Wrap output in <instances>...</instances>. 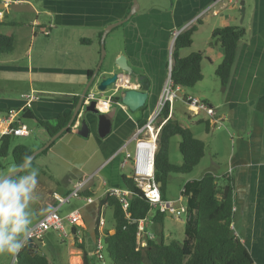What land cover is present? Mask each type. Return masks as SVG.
<instances>
[{
    "label": "crops",
    "instance_id": "obj_1",
    "mask_svg": "<svg viewBox=\"0 0 264 264\" xmlns=\"http://www.w3.org/2000/svg\"><path fill=\"white\" fill-rule=\"evenodd\" d=\"M217 1L138 0L137 11L111 29L103 40L101 72L106 76L126 73L130 79L127 88L131 91L126 105L121 102L124 90L105 94L106 99H112L106 113L111 121L110 133L99 138L97 118L87 113L90 126L87 137L76 135L77 129L71 128L77 120L74 119L69 131L51 143L46 155L33 162L39 175L32 201V225L57 206L54 193L66 197L77 183L86 182L81 188V197L70 200L74 201L68 203L71 208L60 206L58 213L63 217L72 209L80 211L82 241L91 264L98 262L94 256L95 232L110 230L113 225L110 223L106 228L108 223L102 217L104 225L99 230V218L107 209L100 206V200L107 189L125 190L123 176L130 177L129 165L122 167L123 155L116 152L156 109L168 75L172 33L191 27H195L192 44L179 55L201 53L203 79L184 95L206 102L215 109V114L212 117L203 112L195 114L183 100L176 99L168 105L167 119L161 117L157 123L175 120L204 143L205 155L201 162L209 154L208 165L195 173L200 162L189 175H183V182L199 180L206 173L219 180H231V229L254 264H264V0H243L244 14L240 0ZM11 6L22 7L21 12L22 9L33 11L36 17L26 24L20 22ZM131 6L132 0H0V23L3 24L0 32L14 39L13 52L0 57V137L12 126L6 121L9 110H15L18 122L30 131L28 136H14L15 139L30 138L36 128L35 141L16 143L33 152L50 139L34 118L54 125L59 117L68 115L66 127L78 108L88 77L100 63L104 30L125 20ZM49 25L52 28L48 34L43 33ZM223 27H242L246 32L224 88L214 74L223 54L211 42L212 32ZM28 94L35 98L29 109L34 118L21 115L26 104L23 96ZM179 106L185 107V111L180 112ZM174 139L177 149L179 139ZM128 150H132V144ZM173 164H181V157ZM8 172L0 167V173ZM167 196L165 186L164 199ZM86 197L93 202L86 203ZM151 225L146 224L145 231ZM163 230L164 224L159 234L164 238ZM167 230L170 238L169 227ZM59 242L67 250L63 261L59 256L44 253L47 243L42 238L36 240L50 264H83L76 240L60 239ZM9 255H0V264H15L13 257L9 261Z\"/></svg>",
    "mask_w": 264,
    "mask_h": 264
},
{
    "label": "trees",
    "instance_id": "obj_2",
    "mask_svg": "<svg viewBox=\"0 0 264 264\" xmlns=\"http://www.w3.org/2000/svg\"><path fill=\"white\" fill-rule=\"evenodd\" d=\"M2 25L0 23V27ZM194 32L195 27H191L179 33L172 47L170 79L175 86L180 87L181 93L184 89L193 88L203 79L201 72L203 55L199 52L186 57L179 55L180 51L191 46ZM245 35V29L242 27H223L211 34L212 44L218 46L223 54L214 71L222 88L226 87L229 81L238 45L245 39ZM13 50V36L0 32V57L11 54ZM167 113L168 105L162 111V117L167 119ZM21 115L25 118H34L29 109H23ZM34 119L37 126L43 128L51 137L65 127L68 115L59 117L54 125ZM16 127V123L11 126L12 129ZM208 129L206 124V131ZM174 137L179 138L178 151L181 156L179 165L171 163L169 158L170 142ZM51 146L52 144L37 155L33 162L37 157L46 155ZM32 152L31 148L16 144L12 134L0 137V159L10 156L15 168L21 164L25 155ZM204 155V143L195 138L189 129L183 128L172 119L164 123L158 135L154 155L155 180L161 185L163 199L167 178L170 175H189L199 165ZM123 185L129 192L126 210L114 196L105 195L100 200V206H105L111 211L113 223L110 230L100 234L104 245V264H254L248 250L231 229L233 185L229 178L219 180L206 173L199 180L186 182L181 191L188 215L184 223L183 241L165 242L163 236L159 235L158 238L148 240L145 248L138 245V223L150 220L154 226L161 228L165 214L153 212L129 176H123ZM95 234L97 238L98 231ZM76 245L82 251L83 264H91L86 256L83 241ZM15 264L50 262L40 251L36 240H27L18 252Z\"/></svg>",
    "mask_w": 264,
    "mask_h": 264
},
{
    "label": "built area",
    "instance_id": "obj_3",
    "mask_svg": "<svg viewBox=\"0 0 264 264\" xmlns=\"http://www.w3.org/2000/svg\"><path fill=\"white\" fill-rule=\"evenodd\" d=\"M221 0H218L219 2ZM237 2L238 0H230ZM216 2V3H217ZM188 27V26H187ZM52 28V25L48 26V29L43 33L48 34V30ZM183 29L181 30V32ZM173 32L172 40H174L179 33ZM172 47V46H171ZM172 60L169 57L168 63V75L163 85L156 109L153 114H151L148 119L138 126L129 140H127L116 152L117 154L123 155L122 167L129 165L130 168V178L132 179L136 189L140 191L148 205L153 211H159L163 214H168L175 220H179L182 216L186 219L187 209L186 206L180 205L181 198L177 201H170L163 199L160 191V184L155 180L154 175V155L157 147V140L160 129L165 123L163 120L160 123H157L162 117V111L166 105L172 104L174 100L178 98V94L181 93L179 86H175L170 79V70H171ZM118 89V85L117 88ZM23 98L26 100V104L23 109H30L31 103L35 99L34 96L28 94L24 95ZM97 100L95 108L99 113L106 114L110 107L112 99H99L92 92H88L82 101V106H87L91 101ZM186 105L195 113L199 114L201 112L205 113L208 116H214L215 109L207 104L204 101L199 100L193 96H186L184 98ZM79 117L75 120L71 126L72 129H77L79 127ZM6 121L11 125L17 124V127L12 129L10 128L7 131V134H12L16 137H26L30 134L28 128L24 125H21L17 120V112L15 110H9L6 113ZM132 144V150H128V146ZM86 182H80L75 185L73 190L66 197H61L56 193L53 194V199L55 200L57 206L52 210L48 211L43 215L37 222L30 226V233L27 240H37L40 239L47 232H54L58 238L62 240L74 239L77 243L82 242V232L81 224L82 218L80 211L74 209L69 212L66 216L61 217L58 213V208L64 204L69 203L70 199L80 198L81 188ZM105 195L114 196L119 199L124 210L128 207V196L129 192L127 190L121 189H107ZM86 203L91 204L93 202L92 198H84ZM175 203H178L179 206H175ZM151 223L150 220H143L138 223L137 227V241L140 248H145L148 240L155 239V236L149 232L145 231L146 224ZM104 225V219L102 216L99 218V230ZM95 239V250L94 256L100 262L104 264V245L101 233ZM20 251V250H19ZM18 251V252H19ZM18 252L13 255V263H15L16 256Z\"/></svg>",
    "mask_w": 264,
    "mask_h": 264
},
{
    "label": "clouds",
    "instance_id": "obj_4",
    "mask_svg": "<svg viewBox=\"0 0 264 264\" xmlns=\"http://www.w3.org/2000/svg\"><path fill=\"white\" fill-rule=\"evenodd\" d=\"M38 175L29 155L9 173H0V255H15L27 241Z\"/></svg>",
    "mask_w": 264,
    "mask_h": 264
},
{
    "label": "rangeland",
    "instance_id": "obj_5",
    "mask_svg": "<svg viewBox=\"0 0 264 264\" xmlns=\"http://www.w3.org/2000/svg\"><path fill=\"white\" fill-rule=\"evenodd\" d=\"M31 1H36V0H31ZM11 8H14L13 11L15 13H17L18 21H20V22L23 21L25 24H26L27 21H32L36 17V15H35V13L33 11L22 9L23 12H21L20 10H21L22 7H12L11 6ZM9 17H11L10 14H9ZM180 52H184V51L182 50ZM190 90L191 89H184L183 93H182L183 98L180 97V98H177V99L184 101V98L186 96H189V95H184V94L188 93ZM178 110L180 112L182 110L185 111V107L179 106ZM34 129H35V132L31 135L30 138H28V139H17L16 138L15 139V143H18V142H21V141H27V142L35 141L36 140V128L34 127ZM174 138H176L177 140L179 139L178 137H174ZM174 138L171 140V150H170V154H169V158H170V161H172V163H175L176 159L181 157L180 154H179L178 148L175 149V147H174V145H175V139ZM208 158H209V154L207 155V158L204 159L201 162L200 167H198L199 169H196L195 173H197L203 167L208 165ZM0 163H1V166L3 167V169H5L6 171H11V169L14 167L12 165V160H11L10 156H8V157H6L4 159H0ZM124 173H126L127 175L129 174L128 171H125ZM184 179H185V176H183V175H170L169 176V179H168L169 181L166 182L167 195H168L166 197V200L177 201L180 198L181 189H182L183 184H184V182H183ZM72 199H70V200H72ZM70 200H69V203L73 204L74 201H70ZM64 205H65L64 209L71 208L68 203L64 204ZM180 205H183V206L185 205V199L182 196H181ZM175 206L177 207V206H179V204L175 203ZM33 208H34V205L31 203L30 204L31 211L33 210ZM153 212H156V211H153ZM102 217H104L106 223H108V225L106 224V228H109V224L112 223V219H111V212H110V210L108 208L106 209V211L104 213V216H102ZM184 223H185L184 216H182L179 220H175L172 217H170V215L165 214L164 220H163V224H164V230H163L164 241L167 242V241L174 240V241H177V242H182L183 239H184ZM167 227H169V231L171 232L170 238L169 237L167 238V232H168ZM149 231L154 233L155 235H159L160 234V227L159 226H154L152 224L150 226V228H149ZM41 238H42V241H44L48 245V248H47L46 252H44V253H47V255H50V256L51 255L59 256L61 261H63L66 258V256H67L66 255L67 254L66 247L59 242L60 239L56 236V234H54L52 232H49V233L44 234L43 237H41ZM88 256L90 258L92 257L90 252L88 253ZM9 257H10L9 261H11L13 255H9ZM97 264H98V262H97ZM99 264H100V262H99Z\"/></svg>",
    "mask_w": 264,
    "mask_h": 264
},
{
    "label": "water",
    "instance_id": "obj_6",
    "mask_svg": "<svg viewBox=\"0 0 264 264\" xmlns=\"http://www.w3.org/2000/svg\"><path fill=\"white\" fill-rule=\"evenodd\" d=\"M240 6H241V13L244 14V7H243V0H240ZM138 9V0H132V6L130 9V13L128 14L127 18L123 20L122 22L112 24L108 28H106L102 34L101 38V60L97 68L94 70V72L88 77L87 80V85L86 89L83 92L80 100H79V105L78 108H75V111L73 113L71 121L68 123V125L64 128H62L59 132H57L55 135L50 137L49 141L43 145L41 148L38 150L32 152L29 156H31L33 159L36 157L38 154H40L42 151L47 149L50 144L56 140L63 132H66L68 128L70 127L71 123L74 121V119H77L78 116L79 120L81 121L79 124V127L77 128L76 135L80 137H87L89 132H90V126L89 123L86 119V114H91L97 118V134L99 138H105L111 130V121L107 117L106 114L99 113V111L95 108V105L97 103V100L91 101L87 106H82V101L84 99V96L88 92H92L97 98L99 99H105V94L109 91H112L113 94H117L120 91H123L121 94V102L126 105L128 104V97L130 96V89L127 88L128 83H129V76L125 73H111L110 76H106L101 72V62L104 57L105 49L103 46V40L105 35L114 27L121 25L125 21H127ZM181 32V30L177 31ZM175 40V39H174ZM174 40L172 44L174 43ZM173 47V45H172ZM172 47L170 49V53L172 52ZM171 57V56H170ZM171 75V70L169 72ZM118 85V89L117 88ZM128 89V90H125ZM88 91V92H87ZM180 97L182 96L181 93L178 94Z\"/></svg>",
    "mask_w": 264,
    "mask_h": 264
}]
</instances>
